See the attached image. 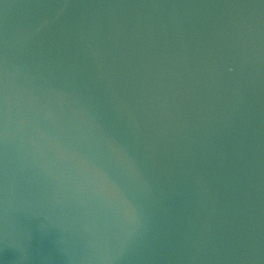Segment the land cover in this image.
Here are the masks:
<instances>
[{
  "label": "water",
  "instance_id": "water-1",
  "mask_svg": "<svg viewBox=\"0 0 264 264\" xmlns=\"http://www.w3.org/2000/svg\"><path fill=\"white\" fill-rule=\"evenodd\" d=\"M0 264H264V0H0Z\"/></svg>",
  "mask_w": 264,
  "mask_h": 264
}]
</instances>
